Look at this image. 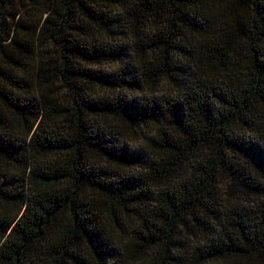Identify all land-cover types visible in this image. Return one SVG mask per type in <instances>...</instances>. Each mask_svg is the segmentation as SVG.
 Here are the masks:
<instances>
[{
	"label": "trees",
	"instance_id": "trees-1",
	"mask_svg": "<svg viewBox=\"0 0 264 264\" xmlns=\"http://www.w3.org/2000/svg\"><path fill=\"white\" fill-rule=\"evenodd\" d=\"M0 264H264V0H0Z\"/></svg>",
	"mask_w": 264,
	"mask_h": 264
}]
</instances>
